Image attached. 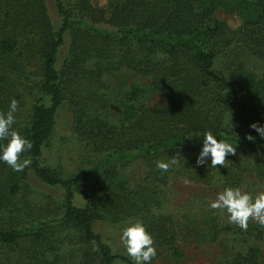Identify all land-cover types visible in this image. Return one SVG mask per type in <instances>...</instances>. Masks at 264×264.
Listing matches in <instances>:
<instances>
[{
	"label": "trees",
	"instance_id": "obj_1",
	"mask_svg": "<svg viewBox=\"0 0 264 264\" xmlns=\"http://www.w3.org/2000/svg\"><path fill=\"white\" fill-rule=\"evenodd\" d=\"M13 98L32 163L0 162V264H132L107 233L131 219L154 238L151 264H183L193 243L216 244L221 264H264V226L208 208L226 186L264 189V139L249 127L264 124V0H0V113ZM62 108L66 171L49 158ZM208 131L237 143L224 167L196 164ZM173 155L178 166L156 167ZM179 181L205 189L199 213L167 211Z\"/></svg>",
	"mask_w": 264,
	"mask_h": 264
},
{
	"label": "clouds",
	"instance_id": "obj_2",
	"mask_svg": "<svg viewBox=\"0 0 264 264\" xmlns=\"http://www.w3.org/2000/svg\"><path fill=\"white\" fill-rule=\"evenodd\" d=\"M17 109V100L13 98L9 103L8 110L0 113V141H7L0 144V162L8 165L13 171L22 172L32 163L30 158H22V155L30 151L33 144L13 129V125L16 123ZM249 127L254 129L261 139H264V124L253 122ZM246 139L254 141L255 137L248 134ZM236 152L237 143L233 144L227 140L217 139L211 131H208L202 140L196 164L214 168L217 165L224 167L226 157L236 155ZM178 165L179 159L176 155L170 156L168 160L156 162V167L165 173ZM208 208L216 210L220 214H226L230 224H234L244 231L248 229L250 220L264 226V191L252 193L238 186H226L216 193L215 198L208 203ZM120 241L132 264H151V261L157 256L154 238L140 219H131L127 222L126 226L121 229Z\"/></svg>",
	"mask_w": 264,
	"mask_h": 264
},
{
	"label": "rangeland",
	"instance_id": "obj_3",
	"mask_svg": "<svg viewBox=\"0 0 264 264\" xmlns=\"http://www.w3.org/2000/svg\"><path fill=\"white\" fill-rule=\"evenodd\" d=\"M106 2L107 0H92V3L99 7L105 6ZM218 17L231 28H235L239 24V21L235 16L218 14ZM56 122V129L53 134L51 147L49 149L50 162L53 164L52 162L57 156L60 158L61 164H63L61 166L59 165L60 168L62 167L66 170H73L76 166L73 161L74 145L69 138L70 116L65 108L59 110ZM130 174L131 178L134 180L141 177L143 175V171L140 168L135 167L132 168ZM261 191H264V189L261 187L257 188V192ZM205 194L206 191L204 188L186 181L175 182L169 185L165 191V207L168 212L173 214H183L192 209L199 213V206L201 203L198 199L205 196ZM190 205L192 206L190 207ZM107 233L113 242L117 246L121 247V231L119 232L118 229L109 228ZM182 248H184L183 250L185 253L183 264H221L222 262V251L216 244L193 243L184 245Z\"/></svg>",
	"mask_w": 264,
	"mask_h": 264
}]
</instances>
